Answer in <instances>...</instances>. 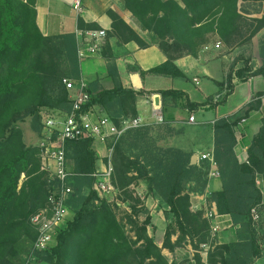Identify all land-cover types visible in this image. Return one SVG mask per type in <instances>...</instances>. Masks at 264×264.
Returning a JSON list of instances; mask_svg holds the SVG:
<instances>
[{
  "label": "trees",
  "instance_id": "obj_1",
  "mask_svg": "<svg viewBox=\"0 0 264 264\" xmlns=\"http://www.w3.org/2000/svg\"><path fill=\"white\" fill-rule=\"evenodd\" d=\"M239 1L242 0H124L125 8L141 27L158 37V47L167 57L165 63L147 72L139 69L140 76L154 74L186 79L174 64L175 60L184 55L197 56L212 35L221 44H232L243 29ZM36 16L33 0H0V264H15L13 259L24 240L33 249L36 232L30 220L45 208L50 191L49 174L40 166V150L25 145L19 123L31 118L37 130L41 108L69 114L72 102L62 85V76L67 74L61 67L62 61L66 58L72 63L76 72L72 77L79 75L75 36H44ZM109 16L113 28L122 36L130 32L141 48L146 47L115 13L109 12ZM257 23L259 26L249 38L264 27L263 19ZM107 75L113 81V88L101 89L97 81L88 84L90 100L82 110L86 112L97 106L120 127L124 120L137 117L135 103L145 92L124 88L114 64L108 66ZM258 76L264 78V62L257 69L248 62L239 69L234 64L224 82L218 84L226 86L221 102L232 93L234 77L246 80ZM57 89L58 94L53 96ZM159 94L173 101L186 96L171 90ZM263 96L264 92L257 93L242 116L232 121L221 118L213 126V153L222 190L212 193L209 200L219 215L230 216L239 227L238 240L229 244L209 242L210 223L203 212L191 209L190 192L206 186L209 172L206 161L200 166L191 165L192 153L152 143L150 127L128 130L108 146L113 149L112 183L117 191L131 194V186L137 181L144 182L147 194L169 208L172 223L167 227L164 247L173 250L188 238L196 251L195 264H201V245H210L206 264H253L261 255L251 211L264 202V122L248 144L246 162L238 161L235 150L238 123L260 108ZM210 103V100L204 104L187 100L186 106L189 112H195ZM93 144L94 140L87 136L65 142V160L70 173L67 186L71 189L67 205L73 217L55 236L52 248L35 252V259L46 264H168L147 234L149 218L142 222L138 218L140 213H145L138 199L134 205L128 204L130 212L126 213L124 222L118 219L115 206L100 199L93 190L94 174L98 170ZM258 177L262 179L263 192L257 185ZM192 182L197 187L188 189ZM175 232L179 237L171 245L170 238Z\"/></svg>",
  "mask_w": 264,
  "mask_h": 264
},
{
  "label": "crops",
  "instance_id": "obj_2",
  "mask_svg": "<svg viewBox=\"0 0 264 264\" xmlns=\"http://www.w3.org/2000/svg\"><path fill=\"white\" fill-rule=\"evenodd\" d=\"M37 12L36 22L40 32L44 36L73 35L78 29H105L107 42L101 52L93 58L82 60L79 63V75L76 78H84L88 84L97 81L101 89L113 88V81L107 75V68L114 64L118 70L121 84L126 89L135 92H145L135 103L138 118H141L144 126L154 129L158 133L160 144L180 149L197 156L196 166L201 165L200 157L203 154L214 151V123L221 118L235 120L240 112L246 109L257 93L264 92V78L258 76L241 80L233 79V91L221 102L226 93V86L218 84L224 82L234 60L231 54H226L221 42L216 35H212L209 44L201 49L197 56L184 55L175 60L174 64L185 74L186 79H173L170 77L146 74L141 77L138 70L148 71L167 61L166 55L158 47V37L152 32L143 29L136 18L125 8L124 0H78L80 11L74 9L77 0H33ZM179 1V0H177ZM109 12L115 13L124 24L133 32L146 47L141 48L132 39L130 32H121L113 28V21ZM80 24L82 28H80ZM129 41H125V39ZM235 69H239L236 68ZM181 91L185 97L173 101L172 98H163L161 91ZM159 98L160 114L166 129H160L162 123L157 122L154 107L155 99ZM204 104L210 100L209 105L200 107L195 112H189L186 103ZM261 106L258 110L249 113L244 124L238 123L236 127L237 147L236 154L240 163L247 160V148L252 138L258 133L264 122V96L261 97ZM93 119H99L104 115L97 106L91 108ZM190 116L195 121L189 122ZM136 117V118H137ZM165 124V123H164ZM159 128V130H157ZM152 132V131H151ZM169 132V133H168ZM157 134V135H158ZM186 137V138H185ZM93 148L98 157V170L106 163L109 153L108 143L95 142ZM207 163V162H206ZM210 168V167H209ZM97 170V171H98ZM257 185L263 192L262 179L258 177ZM197 187L194 182L188 184V189ZM131 190L142 201L145 213H140L138 218L142 222L149 218L147 234L153 239L155 245L161 250L168 264H195L196 251L186 238L180 246L170 250L164 247V239L167 227L172 223L169 208L161 204L158 198L147 194V185L137 181ZM222 190V182L219 177L206 178L204 189L198 187L190 192L191 209L194 212H203V217L212 226H217L218 231L212 243L216 245L229 244L238 240V226L233 224L230 216H221L217 213L216 206L209 200L210 195ZM116 193V192H115ZM126 211V204H121ZM258 212L264 211V202L257 207ZM213 217L209 220L207 214ZM210 227V228H211ZM179 233L171 235L170 244L174 245ZM261 255L256 264H264V251L261 245L262 238L258 237ZM264 239V238H263ZM210 245L202 247L199 252L201 264L207 263V254Z\"/></svg>",
  "mask_w": 264,
  "mask_h": 264
},
{
  "label": "built area",
  "instance_id": "obj_3",
  "mask_svg": "<svg viewBox=\"0 0 264 264\" xmlns=\"http://www.w3.org/2000/svg\"><path fill=\"white\" fill-rule=\"evenodd\" d=\"M74 9L80 11V1H76ZM107 33L105 29H78L75 32L77 46V58L79 61L87 60L98 55L106 43ZM62 85L69 93L72 102V109L64 117L55 119L49 118L45 121L44 131L46 137L40 144L41 170L50 176V191L45 208L31 217V225L36 232V239L33 244V252L49 251L59 231L65 229L73 217V213L67 205L71 189L67 186V179L70 173L65 160L64 144L67 140H74L82 136L90 137L95 142L106 144L109 140L114 143L128 130L144 126L141 118L124 120L120 127L113 124L106 116L93 119L91 109L84 112L82 109L90 100L88 94V82L84 78H64ZM157 122L163 123L160 114V107H154ZM195 121L190 116L189 122ZM246 122L241 120V125ZM112 147L106 157V163L94 174L95 183L93 190L99 196L109 195L117 191L112 183L114 168L111 162ZM201 161L209 165V176L219 177L220 173L214 158V153L203 154ZM253 226L259 220L257 208L251 211ZM213 215L208 213L206 218L211 219ZM218 231L217 226L210 228L211 240L215 238ZM206 247V245H202Z\"/></svg>",
  "mask_w": 264,
  "mask_h": 264
},
{
  "label": "rangeland",
  "instance_id": "obj_4",
  "mask_svg": "<svg viewBox=\"0 0 264 264\" xmlns=\"http://www.w3.org/2000/svg\"><path fill=\"white\" fill-rule=\"evenodd\" d=\"M238 11L240 12L241 17H242L241 23H242L243 29L239 33V35L234 39L232 44H229V45L222 44V46L226 54H231L230 58L234 60V64L236 68H243L248 62L249 65H251L254 69H257L264 62V27L261 28L258 31V33L254 35V37L252 38H249V37H250V34L253 32V30L259 26V24L257 23V20H262V19L264 20V0L263 1H249V0L239 1ZM107 39H106V42H107ZM78 62L80 63L79 60ZM61 67L64 72L65 71L67 72L66 75L64 74L62 76V78L66 77L69 79H77L71 76L75 74L76 72L73 71L72 63L69 60H66L65 58L64 61H62ZM58 92H59V89L53 92L52 95L56 96ZM243 112H240L238 117L242 116ZM39 113L41 116V122L38 124L37 130H34L33 128V125L31 123L32 122L31 118H27L23 122L19 123L18 127L22 131L23 141L25 145L29 147H37L40 150V144L44 142V139L46 137V133L44 131L45 121L48 120L49 118H55V119L61 118L62 119L64 115L59 110H53V109H47V108H41L39 110ZM160 125H162L160 129H166L164 123ZM157 130H159V128ZM153 131L154 129L149 135L151 138V142L155 143L158 146L169 147V146L160 144L159 140L161 138V135L159 137V134L154 133L155 131L154 132ZM111 143L112 145L114 144L112 140H109L108 146H110L109 144ZM130 152H132L133 154L137 153V151H133V150H131ZM40 154L41 152H39V157H40ZM40 166H41V161H40ZM23 180H24V176L21 178V184ZM129 189H130L129 191L131 194L128 193L127 195L123 194L122 192H118V191H116V193L114 192L109 195H102V196L98 195L100 199H104L110 202L113 205V207L115 206L114 211L118 219L124 220V222L126 221L127 214L130 212V210L126 211L121 204L122 203L126 204L125 206L127 208L128 204L130 205L135 204L134 202L135 199H138L140 201V204L142 203L138 195H136L135 192L131 190L132 188L130 187ZM85 194H87V192H85ZM129 196H131L132 199H130ZM253 228L256 231V234H258V237L262 238L261 245H264V239H263L264 238V211L259 212V220L253 226ZM215 239L211 240V238H209L208 241L214 242ZM22 243L23 244L21 245L18 255L13 259V263L15 264H46L42 261L35 259V252H33L31 244L28 241L24 240ZM262 250L264 251V247H262ZM257 259L254 260L253 264H256Z\"/></svg>",
  "mask_w": 264,
  "mask_h": 264
},
{
  "label": "water",
  "instance_id": "obj_5",
  "mask_svg": "<svg viewBox=\"0 0 264 264\" xmlns=\"http://www.w3.org/2000/svg\"><path fill=\"white\" fill-rule=\"evenodd\" d=\"M155 105L160 107V103H159V98L158 97L155 99ZM196 162H197V156L196 155H192L191 162H190L191 165H195Z\"/></svg>",
  "mask_w": 264,
  "mask_h": 264
}]
</instances>
